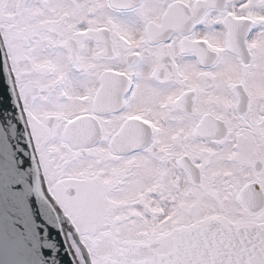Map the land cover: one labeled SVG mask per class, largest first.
Segmentation results:
<instances>
[{"label": "snow or ice", "instance_id": "1", "mask_svg": "<svg viewBox=\"0 0 264 264\" xmlns=\"http://www.w3.org/2000/svg\"><path fill=\"white\" fill-rule=\"evenodd\" d=\"M9 116L43 264H264V0H0Z\"/></svg>", "mask_w": 264, "mask_h": 264}, {"label": "water", "instance_id": "2", "mask_svg": "<svg viewBox=\"0 0 264 264\" xmlns=\"http://www.w3.org/2000/svg\"><path fill=\"white\" fill-rule=\"evenodd\" d=\"M14 104L15 101L10 103L5 94L3 106L12 108ZM9 119L10 124L0 120V139L7 134L8 140L15 144L16 140L13 138H18L23 133L18 120L11 116ZM31 203V197L25 196L18 209H9L5 214L0 202V264H43V258L48 252L45 247L47 237L32 211Z\"/></svg>", "mask_w": 264, "mask_h": 264}]
</instances>
